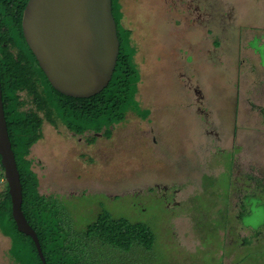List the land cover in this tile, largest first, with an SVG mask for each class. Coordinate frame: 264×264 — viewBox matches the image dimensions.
Listing matches in <instances>:
<instances>
[{"label": "rangeland", "instance_id": "374dc122", "mask_svg": "<svg viewBox=\"0 0 264 264\" xmlns=\"http://www.w3.org/2000/svg\"><path fill=\"white\" fill-rule=\"evenodd\" d=\"M227 1L236 10L248 11V15L258 17V25L264 28L261 0ZM138 3L141 4L134 6L133 13L140 19L163 12L174 13L175 9L161 3L158 6L156 0H138ZM120 5L129 12V4ZM121 22L124 26L130 25L129 19ZM160 54L150 71V79L144 77L143 80L142 85L150 88L151 106L139 117L140 120L129 113L124 122L114 126L110 139L96 137L92 144L85 141V136H74L62 125L52 127L44 123L42 140L32 146L26 157L38 177L39 193L54 196L62 206V213L72 220L71 241L76 249L70 256L72 264H264V238L258 236L253 242L259 233L256 235L251 231V228L257 230L264 222V206L253 208L256 215L244 219L251 228L242 229L236 216L244 214L240 207L244 193L240 190H246L248 183L235 180L231 172L235 153V163L243 157L254 165L257 173L260 168L257 165L264 162V121L253 116L236 117V150L221 149L212 157L213 165L189 164L179 157L175 160L179 153L190 149L189 143L197 135V130L183 104V85L176 68L180 53L172 50ZM149 92H146L148 96ZM156 114H161L160 119L154 118ZM221 118L225 124L229 122L231 131V114L226 113ZM215 172H218L216 176L205 178L200 184L202 173L205 176ZM156 185H175L180 190L177 200L183 210L174 215L164 208L162 202L150 201L144 205L143 212L135 214L132 221L147 224L155 234V244L150 252L132 249L124 253L81 238L79 232L85 225L81 220H74L92 201L86 195L138 193L142 197L134 200L142 201L146 199L144 195L148 194V189L154 192ZM201 187L195 196L187 197L190 189ZM3 188L4 184L0 183V193ZM251 192L256 195L250 199L253 207L264 203L261 192ZM232 193L235 196L229 201L227 213ZM140 207L137 206L136 210L139 211ZM116 209L109 208L110 211ZM113 216L119 217L114 212ZM68 217L66 220L70 224ZM9 248L10 239L0 233V264H15L8 254Z\"/></svg>", "mask_w": 264, "mask_h": 264}, {"label": "trees", "instance_id": "16d2710c", "mask_svg": "<svg viewBox=\"0 0 264 264\" xmlns=\"http://www.w3.org/2000/svg\"><path fill=\"white\" fill-rule=\"evenodd\" d=\"M27 1L0 0V31L6 30L5 37L0 38V53L4 55L3 61L0 60L4 115L20 176L22 213L38 237L46 264H72L70 256L76 252L71 241L72 220L62 213V206L54 196L39 193L38 177L26 157L32 146L42 140L44 123L52 127L62 125L76 136L96 133L110 139L114 126L124 122L127 114L141 118L147 111L136 101L140 76L133 62L135 50L130 44V31L121 25L119 0H112V15L120 42L115 70L108 86L88 99L63 96L48 83L22 35L21 18ZM5 43L11 45L6 50L3 49ZM9 47L19 56L11 53ZM23 61L32 63L37 69L36 82L30 84L25 75L18 74L17 66L21 68ZM23 89L27 90L26 99L18 96ZM95 138L88 143H94ZM0 170L3 171L1 165ZM0 179L4 180L3 173ZM0 233L10 239L8 254L15 264H41L32 240L17 231L6 190L0 193ZM79 233L86 242L97 241L124 253L132 249L150 252L156 240L147 224L114 217L107 211H102Z\"/></svg>", "mask_w": 264, "mask_h": 264}, {"label": "crops", "instance_id": "0c3cea01", "mask_svg": "<svg viewBox=\"0 0 264 264\" xmlns=\"http://www.w3.org/2000/svg\"><path fill=\"white\" fill-rule=\"evenodd\" d=\"M156 1L158 6L160 3L173 6L174 13L163 12L140 19L133 13L134 6L141 4L138 0H119L120 4L130 6L127 10L131 14L121 8V21L129 19L130 25L124 26L122 22L121 25L130 31V44L135 50L133 62L140 76L136 101L147 111L151 106V92L142 85L144 77L150 79L160 52L178 51L180 60L176 68L182 80L185 113L197 135L189 143L190 149L174 159L184 158L189 164L194 162L200 166L213 165L212 157L218 151L236 150V117L253 116L264 121V28L258 25V17L236 10L227 0ZM226 113L231 114V131L229 122L225 124L221 118ZM160 116L156 114L154 118L160 119ZM253 166L243 157L235 163L234 153L233 178L241 177L242 182L248 183L249 191L256 190L252 182H259L258 191L264 194V162L257 165L260 167L257 173ZM217 174L204 176L202 173L200 184ZM200 190L202 187L190 189L187 197L195 196Z\"/></svg>", "mask_w": 264, "mask_h": 264}, {"label": "water", "instance_id": "95a60500", "mask_svg": "<svg viewBox=\"0 0 264 264\" xmlns=\"http://www.w3.org/2000/svg\"><path fill=\"white\" fill-rule=\"evenodd\" d=\"M21 31L40 70L59 94L88 99L108 86L120 47L112 0H28ZM0 164L17 231L32 240L41 264H46L38 237L21 209L22 187L7 131L1 83Z\"/></svg>", "mask_w": 264, "mask_h": 264}, {"label": "flooded vegetation", "instance_id": "af4514ba", "mask_svg": "<svg viewBox=\"0 0 264 264\" xmlns=\"http://www.w3.org/2000/svg\"><path fill=\"white\" fill-rule=\"evenodd\" d=\"M21 26V25H20ZM6 35V30L3 28L0 31V38L1 37H5ZM8 44H3V49H7ZM11 53L16 54L19 56V53L16 52V50L12 47H9L8 49ZM4 59V55L2 53H0V60L3 61ZM21 68L19 67V65L17 66L18 70V74L21 75H25L26 78L25 80L32 84L34 82H36V76H37V69L35 68V66L32 63H27L26 61H23V63L20 65ZM1 78V77H0ZM0 83H1V79H0ZM2 91V89H1ZM18 96L22 99H26L27 98V90L23 89L20 90L18 92ZM68 131V130H67ZM71 133V132H70ZM73 134V133H72ZM92 134V136H90ZM96 133H89V134H85L83 136H85V141L88 143L89 139L95 138L97 136H95ZM74 136H76L75 134H73ZM102 135V134H101ZM102 137V136H101ZM1 165V164H0ZM1 173L4 172L0 170V175ZM5 180V179H4ZM3 179H0V183H4ZM236 180V179H235ZM237 181H241V177L237 180ZM255 184L254 187H256V191H258L260 188L258 185L259 182L254 181L252 182ZM156 190L153 192L151 188L148 189V194L144 195V197H146L145 200H137L135 201L134 198H140L142 196H139L138 193H134V194H128V193H120V194H113V195H101V193H96V194H92V195H86V198L90 201V203H88L87 207L84 208L83 210V214H80V217H76L74 222H79V220H81V223L83 225H87L91 222H93L100 214L102 211H107L109 212L111 215L117 214L120 218H125L127 220H134V216L135 214H140V212L144 211V205L147 204L148 202H152V201H160L162 202V204L164 205V208L174 214L177 215L179 213L182 212L183 208H182V204L180 203V201L177 200L178 194L180 193V190L175 186V185H156ZM5 190L8 193V187L7 184L5 182L4 184V188L2 190V192ZM248 188L246 190H240L242 191L244 194V196H241L242 200L240 203V207L244 210V214L243 216H236L238 218V222L241 226L242 229H250L251 227L249 225L246 224V221H244L245 218H248L250 216H254V214L257 211H253L254 209H257L258 207L264 206V203H257V205L255 207H253L252 202H250V199L252 197H256V195H254L251 191L248 192ZM255 191V190H252ZM263 194V193H262ZM264 195V194H263ZM234 193H232V195L229 197L228 199V205H227V213H228V208H229V201L232 197H234ZM137 206H141L139 211L136 210ZM114 209L118 208L116 210H112L110 211L109 208ZM121 210H119L120 208ZM86 208H89L88 210H86ZM196 208V207H195ZM256 215V214H255ZM118 217V218H119ZM228 225V221L227 224ZM251 231H254L256 236V239L253 242H256L258 236H261L264 238V222L262 223L261 226H259V228L257 230L251 228ZM246 243V242H245ZM244 243V244H245ZM252 243V242H251ZM246 245V244H245Z\"/></svg>", "mask_w": 264, "mask_h": 264}]
</instances>
